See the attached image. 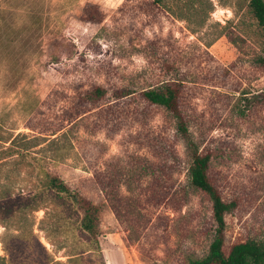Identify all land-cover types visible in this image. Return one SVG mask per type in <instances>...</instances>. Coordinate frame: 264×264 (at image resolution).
Segmentation results:
<instances>
[{
    "label": "rangeland",
    "instance_id": "374dc122",
    "mask_svg": "<svg viewBox=\"0 0 264 264\" xmlns=\"http://www.w3.org/2000/svg\"><path fill=\"white\" fill-rule=\"evenodd\" d=\"M86 3L103 9L101 23L81 20ZM263 56L247 0H0V189L26 204L7 220L0 207V257L7 232L20 234L6 239L9 264H41L35 238L54 264L205 254L209 204L188 184L187 143L169 114L137 99L172 77L185 84L188 129L212 154L211 178L238 202L226 242L264 241ZM94 84L109 105L66 125ZM46 172L100 205L97 243L68 197L42 189Z\"/></svg>",
    "mask_w": 264,
    "mask_h": 264
},
{
    "label": "trees",
    "instance_id": "16d2710c",
    "mask_svg": "<svg viewBox=\"0 0 264 264\" xmlns=\"http://www.w3.org/2000/svg\"><path fill=\"white\" fill-rule=\"evenodd\" d=\"M247 10L262 34L264 48V0H247ZM80 18L88 23L99 24L104 20L105 13L98 5L86 3L82 7ZM260 62L264 64V56L260 58ZM171 66L172 64H167L166 67L170 69ZM184 85L181 77L168 78L159 84H151L142 88L138 93L137 99L142 105V111L148 112L151 109H161L174 119L176 133L187 143L188 184L194 191L202 194L209 204L211 229L207 251L202 256L190 258L188 264H264V241L247 238L230 244L226 242L225 217L237 207L238 202L235 199L227 201L223 198L220 189L210 176L211 152L200 151L191 139L187 116L184 113ZM132 93L133 91L119 92L113 97L118 99ZM109 102L107 90L102 84H94L84 89L79 93L78 101L75 104L76 115L71 119L69 118L66 125H69L87 112H95L105 105L108 106ZM82 117L79 119H82ZM8 148L4 147L1 152H6ZM2 158L0 157V160ZM44 175L45 180L42 184V189L45 192L57 193L61 197H68L81 214V230L87 233L92 241L97 243L100 234V205L91 201L79 190H72L59 175L50 172H46ZM23 206L25 207L26 204L12 198L8 189H0V207L3 208L2 220H7ZM29 234L32 238H35L32 231ZM10 237L19 238L20 234H13L12 232L5 234L2 240L5 256L0 257L2 264H9L12 259V249L6 241ZM35 243L43 250V261L41 264L58 262L54 261L36 238Z\"/></svg>",
    "mask_w": 264,
    "mask_h": 264
}]
</instances>
